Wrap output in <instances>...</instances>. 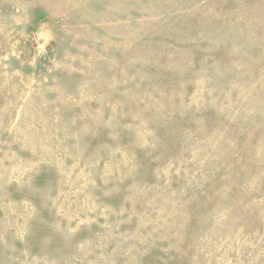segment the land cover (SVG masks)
I'll return each instance as SVG.
<instances>
[{
	"label": "rangeland",
	"instance_id": "1",
	"mask_svg": "<svg viewBox=\"0 0 264 264\" xmlns=\"http://www.w3.org/2000/svg\"><path fill=\"white\" fill-rule=\"evenodd\" d=\"M0 264H264V0H0Z\"/></svg>",
	"mask_w": 264,
	"mask_h": 264
}]
</instances>
